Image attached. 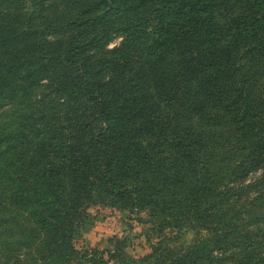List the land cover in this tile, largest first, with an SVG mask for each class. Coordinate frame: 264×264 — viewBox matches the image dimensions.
Returning <instances> with one entry per match:
<instances>
[{
	"label": "trees",
	"instance_id": "obj_1",
	"mask_svg": "<svg viewBox=\"0 0 264 264\" xmlns=\"http://www.w3.org/2000/svg\"><path fill=\"white\" fill-rule=\"evenodd\" d=\"M112 261L264 264V0H0V264Z\"/></svg>",
	"mask_w": 264,
	"mask_h": 264
},
{
	"label": "rangeland",
	"instance_id": "obj_2",
	"mask_svg": "<svg viewBox=\"0 0 264 264\" xmlns=\"http://www.w3.org/2000/svg\"><path fill=\"white\" fill-rule=\"evenodd\" d=\"M112 0H108V4ZM120 39L113 41V44ZM125 212L117 208L109 207H92L91 208V229L85 235L86 242L91 247L116 248L118 244L116 241H124L128 237L132 239L133 246L129 247V251L135 256H139L148 251L147 245L141 243L142 238H138L137 235L142 231L141 226L136 222H130V218L126 217ZM133 227H131V225ZM113 240V241H112ZM81 243H84L83 240ZM142 244V245H141ZM148 248V249H147ZM108 256H106L107 258ZM111 264H116L113 261Z\"/></svg>",
	"mask_w": 264,
	"mask_h": 264
},
{
	"label": "water",
	"instance_id": "obj_3",
	"mask_svg": "<svg viewBox=\"0 0 264 264\" xmlns=\"http://www.w3.org/2000/svg\"><path fill=\"white\" fill-rule=\"evenodd\" d=\"M103 1H105V2H107V3H108V0H103Z\"/></svg>",
	"mask_w": 264,
	"mask_h": 264
}]
</instances>
